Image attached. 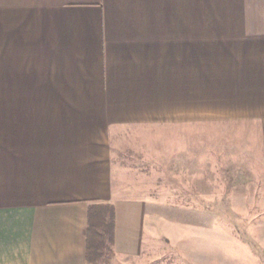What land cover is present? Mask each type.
Returning a JSON list of instances; mask_svg holds the SVG:
<instances>
[{"label":"crops","instance_id":"0c3cea01","mask_svg":"<svg viewBox=\"0 0 264 264\" xmlns=\"http://www.w3.org/2000/svg\"><path fill=\"white\" fill-rule=\"evenodd\" d=\"M200 3L0 0V264H88L90 212L105 205L116 255L143 250L146 197L119 190L124 129L252 124L264 193V13L200 34ZM121 213L141 218L135 247Z\"/></svg>","mask_w":264,"mask_h":264},{"label":"rangeland","instance_id":"374dc122","mask_svg":"<svg viewBox=\"0 0 264 264\" xmlns=\"http://www.w3.org/2000/svg\"><path fill=\"white\" fill-rule=\"evenodd\" d=\"M202 1L200 34L249 30L255 21L233 19L264 13V5ZM208 120L200 117L197 134L152 127L113 135L120 194L146 197L145 245L125 258L108 241L97 264H264V193L254 127L238 120ZM195 137L198 162L191 165ZM140 219L120 215L123 234L134 247Z\"/></svg>","mask_w":264,"mask_h":264},{"label":"trees","instance_id":"16d2710c","mask_svg":"<svg viewBox=\"0 0 264 264\" xmlns=\"http://www.w3.org/2000/svg\"><path fill=\"white\" fill-rule=\"evenodd\" d=\"M115 210L113 205L92 209L88 227V264H97L113 241ZM109 239V240H108Z\"/></svg>","mask_w":264,"mask_h":264}]
</instances>
